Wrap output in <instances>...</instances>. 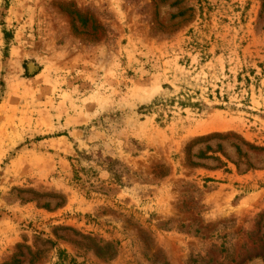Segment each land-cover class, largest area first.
Wrapping results in <instances>:
<instances>
[{
  "label": "rangeland",
  "instance_id": "374dc122",
  "mask_svg": "<svg viewBox=\"0 0 264 264\" xmlns=\"http://www.w3.org/2000/svg\"><path fill=\"white\" fill-rule=\"evenodd\" d=\"M0 264H264V0H0Z\"/></svg>",
  "mask_w": 264,
  "mask_h": 264
},
{
  "label": "trees",
  "instance_id": "16d2710c",
  "mask_svg": "<svg viewBox=\"0 0 264 264\" xmlns=\"http://www.w3.org/2000/svg\"><path fill=\"white\" fill-rule=\"evenodd\" d=\"M189 102V101H188ZM180 104H181V106H183V107H185V106H199L198 105V103H196V104H193V103H187V102H185V101H180ZM190 104V105H189ZM60 254H61V256L63 255V254H65V253H63L62 251L60 252Z\"/></svg>",
  "mask_w": 264,
  "mask_h": 264
}]
</instances>
